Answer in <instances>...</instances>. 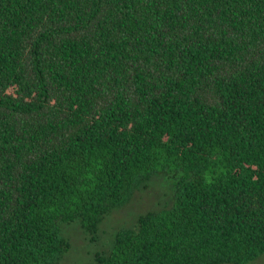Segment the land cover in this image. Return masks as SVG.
<instances>
[{
    "label": "trees",
    "instance_id": "16d2710c",
    "mask_svg": "<svg viewBox=\"0 0 264 264\" xmlns=\"http://www.w3.org/2000/svg\"><path fill=\"white\" fill-rule=\"evenodd\" d=\"M155 177L86 264L264 253V0H0V264H58Z\"/></svg>",
    "mask_w": 264,
    "mask_h": 264
},
{
    "label": "rangeland",
    "instance_id": "374dc122",
    "mask_svg": "<svg viewBox=\"0 0 264 264\" xmlns=\"http://www.w3.org/2000/svg\"><path fill=\"white\" fill-rule=\"evenodd\" d=\"M170 189L163 178L155 177L147 188L135 190L131 200L123 207L107 215L99 226L97 237L92 239L80 227L78 221L62 224L61 235L70 243L69 250L58 264H86L97 251L109 246L115 232L133 223L138 213L159 207L169 200ZM248 264H264V253Z\"/></svg>",
    "mask_w": 264,
    "mask_h": 264
}]
</instances>
